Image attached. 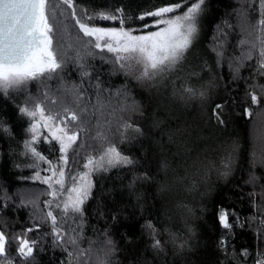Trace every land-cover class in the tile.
<instances>
[{
    "label": "trees",
    "instance_id": "obj_1",
    "mask_svg": "<svg viewBox=\"0 0 264 264\" xmlns=\"http://www.w3.org/2000/svg\"><path fill=\"white\" fill-rule=\"evenodd\" d=\"M180 2L72 0L70 8L63 0H48L52 49L61 67L0 91V230L7 238V257H0V264H257L264 259L259 55L264 31L258 27L264 0H204L196 46L202 66L199 75L186 74L189 82H200L198 96H181L182 80L172 71L139 79L135 69L121 68L113 53L95 48L94 38L84 36L76 23L119 28V20L103 18L115 15L139 34L155 30L143 29L153 18L139 17ZM252 94L259 103L252 102ZM36 104L78 134L66 153L68 175L87 171V159L99 158L110 146L132 161L91 174L93 186L81 213L65 214L66 192L53 199L44 179L19 173V165L33 158L31 119L21 109ZM65 109L79 119L72 121ZM39 144L58 158V141ZM69 183L66 177V189ZM19 238L35 241L31 257L18 255Z\"/></svg>",
    "mask_w": 264,
    "mask_h": 264
},
{
    "label": "snow or ice",
    "instance_id": "obj_2",
    "mask_svg": "<svg viewBox=\"0 0 264 264\" xmlns=\"http://www.w3.org/2000/svg\"><path fill=\"white\" fill-rule=\"evenodd\" d=\"M48 0H0V91L7 93L13 88H18L30 80H35L49 73H54L61 67L57 62L56 53L52 49V26L46 13ZM64 4L72 7V0H63ZM204 0L190 3V0H181L180 3L167 4L153 11L146 12L139 17L153 18L152 24L145 23L143 29L155 28L153 31H140L124 27V19L115 15L104 16V19L119 20L120 27L99 28L90 27L87 23L77 20L76 23L84 36L93 37L94 47L101 51L106 50L115 55V60L121 68L135 69L141 80L152 79L166 71L173 70L184 58L185 52L192 44L197 32V20L202 12ZM190 5V6H189ZM186 8L182 14H176L178 10ZM75 15V12H73ZM258 27L264 31V19L258 21ZM261 68H264V37L260 40ZM255 47V45H253ZM135 74V73H133ZM188 91H191L190 89ZM253 103H259V98L251 95ZM219 107V106H218ZM33 120L30 131L35 142L40 134V129H46L50 133L52 141L59 142V151L66 154L76 143L78 134L67 130V122L60 121L52 114H46L45 109L39 104L35 110L21 109ZM68 113V110L65 109ZM72 121L78 120L76 113H68ZM38 117V119H37ZM64 125V126H61ZM43 139H49L48 136ZM34 156L43 160L44 157L32 147ZM67 163L66 155L60 157ZM132 161L121 155L115 147H108L99 158L89 157L83 167L87 170L72 177L73 184L65 188V172L50 167L52 175L44 178L43 182L52 188L51 195L55 199L59 195L67 193L63 203V211L81 213V206L88 199L93 183L90 176L96 171H107L108 168L119 165H127ZM39 179V175H37ZM59 186V192L54 188ZM59 208L60 205H57ZM52 224H56V216L48 212ZM224 227H229L227 214L220 216ZM151 227V225H149ZM32 231V229H28ZM53 231L57 229L53 227ZM69 243L75 244L74 239ZM7 238L0 232V257H7ZM157 244L159 242L157 241ZM16 251L19 256L31 257L35 241L19 238ZM71 255V254H70ZM83 255V253H81ZM11 264V261H9ZM257 264H264V259L258 258Z\"/></svg>",
    "mask_w": 264,
    "mask_h": 264
},
{
    "label": "rangeland",
    "instance_id": "obj_3",
    "mask_svg": "<svg viewBox=\"0 0 264 264\" xmlns=\"http://www.w3.org/2000/svg\"><path fill=\"white\" fill-rule=\"evenodd\" d=\"M199 36H200L199 33L196 32V34L193 37L191 46L184 54V58L179 62V64L173 70H171L172 72L175 73L176 76H179V78L182 80L181 85H178L177 87L179 90V94L181 96H185L187 92H190L191 94L193 93L194 96H198V94H202L201 91L196 87L197 85L200 84V82L199 84H197L195 80H193V82L192 81L189 82V78L186 77V74H188L189 77L191 74L192 75L198 74L200 72L198 68L202 66V59L200 57L201 51L198 47H196L199 43ZM201 79L203 78L202 77L199 78L198 81H201ZM165 84L166 83H163L162 85H165ZM189 89L191 91H188ZM32 110H35V108L30 109V111ZM59 122L60 121H57V123ZM32 123H33V120L31 119V122L28 126L29 133H30V136H29L30 142H29L28 148L30 149V151L32 147L36 148L37 152H39L40 155L44 157V159L41 160L39 159V157L34 156L31 151V153H29L30 155L29 154L28 155L33 158L32 159L30 158L26 164H21L18 167L20 170L19 172L20 175L25 176V177L28 176V177H36V178H37V175H39V178L44 179L52 175L51 171H49L50 167L54 166L57 169V171H59L60 168H63L65 172V182H66V177H68V179L70 180L69 185L71 187L73 184L72 177L74 176L78 177L81 172L80 171L77 172V170H74V172L70 173L71 175L67 174V170H66L67 165L64 163L63 160L60 159L62 155H66V154L60 152V154L58 155V158H53V157H50L49 154L47 155L46 153H44V151L41 150L40 148L39 141H50L51 140L50 133L46 129L41 128L38 139L35 142H33L32 140L33 133L30 131ZM61 126H64V125H61ZM72 132H76V131H69V134H71ZM45 136H48L49 139L47 140L43 139V137ZM55 186L56 185H54V187ZM0 232L2 231L0 230Z\"/></svg>",
    "mask_w": 264,
    "mask_h": 264
},
{
    "label": "water",
    "instance_id": "obj_4",
    "mask_svg": "<svg viewBox=\"0 0 264 264\" xmlns=\"http://www.w3.org/2000/svg\"><path fill=\"white\" fill-rule=\"evenodd\" d=\"M90 26V25H89ZM90 27H93V26H90Z\"/></svg>",
    "mask_w": 264,
    "mask_h": 264
}]
</instances>
